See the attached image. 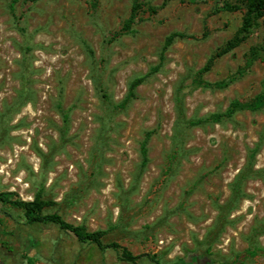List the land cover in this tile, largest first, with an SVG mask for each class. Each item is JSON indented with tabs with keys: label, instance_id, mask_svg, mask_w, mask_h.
<instances>
[{
	"label": "rangeland",
	"instance_id": "rangeland-1",
	"mask_svg": "<svg viewBox=\"0 0 264 264\" xmlns=\"http://www.w3.org/2000/svg\"><path fill=\"white\" fill-rule=\"evenodd\" d=\"M134 1L0 0V191L138 264H264V106L226 114L264 95V17L239 34L237 0H137L126 28ZM119 255L0 204V264Z\"/></svg>",
	"mask_w": 264,
	"mask_h": 264
},
{
	"label": "trees",
	"instance_id": "trees-1",
	"mask_svg": "<svg viewBox=\"0 0 264 264\" xmlns=\"http://www.w3.org/2000/svg\"><path fill=\"white\" fill-rule=\"evenodd\" d=\"M17 0H11V3L14 4ZM34 2L36 0H29ZM238 3L244 8V14L241 22V26L239 29V34L247 33L249 29L257 22L258 19L264 17V0H237ZM139 3L137 0L133 2L132 12L129 19L125 22L126 28L130 27L132 23V19L135 16V11L139 10ZM13 6V5H11ZM174 34L168 37V41L172 39ZM245 36H234L230 39L225 46L217 53V55H221L225 52H228L235 47H237L242 41H244ZM216 55V56H217ZM212 63V59L208 60L206 64L198 71L199 74L208 71L210 65ZM142 78H137L133 82L130 83L128 88V96H131L134 92V89L140 82ZM264 106V95H259L253 98L250 103L241 104L237 100H234L230 103L226 114L230 115L235 110L241 108H248V109H259ZM145 151L143 152V161H145ZM233 184L232 188V195L237 196V183ZM0 204L5 206L8 205L14 209H19L23 213V217L25 223L28 225L33 224H51L54 225L57 229L65 232L70 233L75 237V239L79 243L83 244H90L95 246L100 251H104L107 248H111L113 250H120L119 258L122 261H127L132 264H138L136 262V256H133L125 247L120 246L116 242L104 243L102 238L105 235V231L103 230H95L89 231L82 225H73L66 222L61 215L56 212L53 213H44L43 208L47 205V202L41 198L39 193L34 194L32 200H22L17 197L13 192L10 191H0ZM29 261V260H28ZM30 262V261H29ZM154 264H160L157 260L153 261Z\"/></svg>",
	"mask_w": 264,
	"mask_h": 264
}]
</instances>
